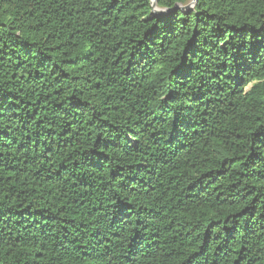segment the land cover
Here are the masks:
<instances>
[{
	"label": "trees",
	"instance_id": "obj_1",
	"mask_svg": "<svg viewBox=\"0 0 264 264\" xmlns=\"http://www.w3.org/2000/svg\"><path fill=\"white\" fill-rule=\"evenodd\" d=\"M0 264H264V0H0Z\"/></svg>",
	"mask_w": 264,
	"mask_h": 264
},
{
	"label": "water",
	"instance_id": "obj_2",
	"mask_svg": "<svg viewBox=\"0 0 264 264\" xmlns=\"http://www.w3.org/2000/svg\"><path fill=\"white\" fill-rule=\"evenodd\" d=\"M156 2H157V0H151L152 13L163 15V14L169 13L172 10H175V9L189 10L195 4L196 0H191L190 3L188 5H186V6H184V7L183 6H175L173 9H169V10L158 9L156 7Z\"/></svg>",
	"mask_w": 264,
	"mask_h": 264
}]
</instances>
